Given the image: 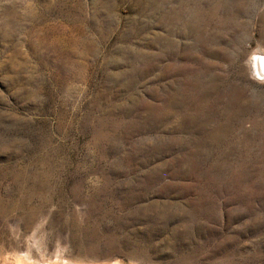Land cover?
<instances>
[{
  "label": "rangeland",
  "instance_id": "1",
  "mask_svg": "<svg viewBox=\"0 0 264 264\" xmlns=\"http://www.w3.org/2000/svg\"><path fill=\"white\" fill-rule=\"evenodd\" d=\"M258 54L264 0H0V264H264Z\"/></svg>",
  "mask_w": 264,
  "mask_h": 264
},
{
  "label": "bare ground",
  "instance_id": "2",
  "mask_svg": "<svg viewBox=\"0 0 264 264\" xmlns=\"http://www.w3.org/2000/svg\"><path fill=\"white\" fill-rule=\"evenodd\" d=\"M250 64H252V68L250 69L253 72H255L258 77L263 78L264 77V55L258 54L256 57L253 58Z\"/></svg>",
  "mask_w": 264,
  "mask_h": 264
}]
</instances>
